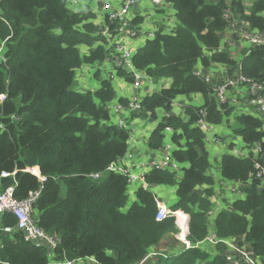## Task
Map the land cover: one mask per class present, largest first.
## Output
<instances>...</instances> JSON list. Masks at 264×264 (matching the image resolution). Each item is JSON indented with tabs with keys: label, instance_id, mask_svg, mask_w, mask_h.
Instances as JSON below:
<instances>
[{
	"label": "trees",
	"instance_id": "1",
	"mask_svg": "<svg viewBox=\"0 0 264 264\" xmlns=\"http://www.w3.org/2000/svg\"><path fill=\"white\" fill-rule=\"evenodd\" d=\"M164 1L174 10V30L155 32L133 51L131 60L154 84L163 79L170 84L143 96L133 117L155 119L157 111L164 112L148 138V148H161L163 131L170 127L172 157L182 165V175L149 170L144 175L148 188L139 186L127 206L126 176L106 170L128 149V132L110 121L107 109L115 98L111 80L102 79L92 91L73 89L75 70L101 65L109 53L105 37L93 22L94 12L89 7L72 11L69 0H0V42L4 44L0 191L12 185L14 198L22 200L41 188L32 219L59 240L54 257L58 262L91 256L98 264H229L222 243L214 248V255L199 247H183L171 254L179 243L173 237L178 228L174 217L155 219L157 205L149 187L174 186L177 199L170 209L188 215L186 240L195 245L206 238L212 189L198 193L196 188L211 186L214 179L209 175L206 134L197 121L204 111L207 122L219 125L233 107L219 104L212 85L193 72L198 65L206 70L220 64L231 75L240 66L247 78L264 80V45L242 50L238 61L230 51L220 50L221 35L228 27L224 11L229 9L249 30L264 32V0H252L248 9L243 0ZM139 20L135 17L133 24ZM81 46L87 51L81 52ZM116 73L133 81L132 74L123 69ZM190 94H200L203 103L183 106V117L172 114L175 99ZM119 102L126 103L124 99ZM233 118V130L242 141L247 145L260 142L264 150V120L240 111ZM259 161L264 166V157ZM254 165L252 155L237 158L225 153L219 173L223 179L246 182ZM32 167L45 180L32 174ZM3 172L9 175L2 177ZM244 193L217 213L214 231L219 238L243 236L264 264V183L253 178ZM6 226H16L10 212L0 215V227ZM152 248L155 251L150 252ZM48 263L46 247H35L19 230L0 229V264Z\"/></svg>",
	"mask_w": 264,
	"mask_h": 264
},
{
	"label": "built area",
	"instance_id": "2",
	"mask_svg": "<svg viewBox=\"0 0 264 264\" xmlns=\"http://www.w3.org/2000/svg\"><path fill=\"white\" fill-rule=\"evenodd\" d=\"M102 1V4L97 8V15L101 17L102 21L95 25H97L99 33L105 37L106 46L109 51L103 63L111 64L113 66V74L111 77L117 76L116 72L118 68L127 71L133 76L132 82L135 93L128 99V103L124 106L120 104L107 105V109L111 116L110 121L114 125H117L128 132L129 144L134 140L135 131L132 126L133 122L132 120H129L128 117H130L134 112L140 110L141 100L143 97L138 93V90L144 82L151 90L154 88L155 84L147 76V74H145V72L137 70L133 66L131 60L134 50L130 47L128 40L137 38L140 32V30L137 29V26L135 24L133 25L134 19L131 20V9L139 2V0H118L116 2L114 0ZM150 2L156 8L171 7L170 4L164 0H150ZM223 16L228 22V27L226 28L225 33L230 35L235 33L237 39L240 42L246 43L248 48L256 45H264V32L249 30L248 25L244 21L239 20L238 17L233 16L229 9L224 11ZM112 23H115V25L111 28L110 25ZM173 30L174 29L169 31V33ZM153 35L154 34L152 33L148 34V38H152ZM2 60H4L3 57ZM193 73L198 77H202L206 82L212 85L214 96L219 104H227L234 107L238 103H242L243 110H240V112L250 113L254 116H259V118L264 120V80L257 81L247 78L241 73L240 66L234 70L231 75L229 74L222 78L206 73L201 65H198ZM174 105L175 101L173 102V106ZM205 116L206 113L201 111V118L197 121V126L206 134L207 142L215 125L207 122ZM172 132L173 130L170 127H165L163 131L164 138L167 134H172ZM168 139H166L161 148L155 149L157 156H154L148 164V171L151 169L169 170L176 173L178 176L181 174L182 165L176 162L172 157L174 145L171 139ZM212 139L215 141V138ZM227 153L237 158H248L252 155L253 160L255 161L254 172L248 175L246 182L226 180L221 176L217 181L218 186L233 194L235 199L243 198L245 196L244 189L253 178L259 179L260 185L264 183V166L259 161L261 157H264V150L262 149L261 143L256 142L252 145L244 143L242 146H236L233 144L231 148L227 149ZM134 167V155L127 150L122 157L112 162L106 170L126 176L127 192L129 185H131L130 190L133 187L138 188L139 186L148 188V185L144 180V175L148 171L143 173L136 172ZM29 171L32 174L37 175L41 181L45 180V178L40 175L37 167L29 168ZM8 175L9 174L5 172L1 174L2 177H6ZM89 176L97 178L98 174H90ZM40 191L41 188L31 191L29 195L22 200L14 198L12 185L0 191V215L4 212H10L16 219V226L14 228L6 226L0 227V229L7 233H11L13 229L19 230L22 232L24 240L30 242L35 247H46L47 255L49 257L48 264H98L96 259L91 256L78 258L73 261L63 259L58 262L54 260L55 249L59 244V240L42 230L32 219V213L34 211L33 204ZM155 200L157 205L155 214L156 220L174 217V223L180 230L179 236L181 235L182 230L179 220L186 222V233L184 238H177L183 242L185 245L184 248L199 247L214 255L216 252L214 248L218 243H222L225 246L223 254L229 264H261L258 257L254 254L243 236H233L227 238H219L216 236L214 231V219L217 213L221 209L225 208L222 205L217 202L212 204L211 208L206 212L209 222L208 235L203 241L192 245L186 240L188 232V215L182 212L187 216L184 219H180L177 215L179 211H172L169 206L160 202L156 197ZM238 239H242L243 244L240 243ZM203 244H207L209 248H211V251H208L207 248L203 247Z\"/></svg>",
	"mask_w": 264,
	"mask_h": 264
},
{
	"label": "crops",
	"instance_id": "3",
	"mask_svg": "<svg viewBox=\"0 0 264 264\" xmlns=\"http://www.w3.org/2000/svg\"><path fill=\"white\" fill-rule=\"evenodd\" d=\"M98 1L99 0H69V5L73 8L72 11H80L84 10L85 8L89 7L95 14V19L93 20L94 24L100 23L102 21L101 17L97 15V8H98ZM115 2L118 0H114ZM89 2H93L94 4L90 6ZM252 0H243L244 6L248 9ZM157 9V8H156ZM150 2V0H139L136 6L133 8V12L136 13V17L140 18L139 22L136 24L137 29L140 30L139 35L135 39H129L128 43L132 50H136L137 48L144 45L146 40L148 39V34H154L158 30H162L164 32H169L174 29L176 20L174 16V10L170 8H166L165 10H157ZM159 10V9H158ZM264 17V12L262 13ZM226 30L221 35V43L224 40L232 42L230 45V53L232 54L233 58L238 61L241 58L242 50L247 49V44L244 42H240L237 39L235 33L228 34L225 33ZM230 44V43H229ZM86 48L83 53L86 52ZM107 71L109 64L102 65ZM99 68V67H98ZM110 68V67H109ZM212 69V75H216L220 78L229 75L227 70L221 65H212L210 67ZM77 82L79 92H83V90H95L100 87V82L93 80L92 77L96 78L100 73L99 70L95 69L93 76L86 75L88 72V68L86 66H82L77 68ZM75 70V71H76ZM205 70V69H204ZM98 72V73H97ZM110 72V71H108ZM206 72V70H205ZM97 73V75H96ZM115 73V72H114ZM104 72L102 71L100 76L103 77ZM113 74V72H112ZM117 76H114V78ZM113 78V79H114ZM97 79V78H96ZM102 80V79H100ZM113 88L116 92V97L120 98L122 96H126L131 92V86L123 80H114L111 82ZM130 84V83H129ZM170 84L169 79H163L155 84L154 88L151 90L149 86L144 82L139 88L138 93L142 96L152 93V91L159 89L161 87L168 86ZM203 103V99L200 94H190V95H182L175 99V105L173 106L171 113L175 115L184 116L183 113V106L187 105H200ZM243 110L242 103H238L236 106L233 107V111L230 115H226L223 122L219 125L214 126V130L212 131L211 135H216L218 139L213 141V136H209V139L206 142V148L209 154V160L211 162V167L219 168V162L223 154L227 153V144L233 143L236 146H242L244 142L242 141L241 137L238 136L235 131L233 130L234 124V113ZM164 115L162 110L157 111L156 118L153 119L151 117H133L128 118L133 122V129H135L134 140L128 144V149L134 155V169L138 172H146L148 171V164L151 162L154 156H157L156 150H150L148 148V138L159 122V119ZM254 116V115H253ZM259 117V116H258ZM172 134H167L163 140V144L166 139H171ZM168 139V140H169ZM210 167V168H211ZM182 173L180 174V176ZM220 177L219 171L216 169L213 174L214 179V189L219 190L218 186V179ZM137 187H133L131 190L133 191L131 195H133V200L135 199L134 193ZM150 190L154 193L155 197L162 203L166 204L167 206H171L176 202V194H175V187L174 186H164V185H152L149 187ZM221 189V188H220ZM225 194V199L229 198L230 206L231 202L235 200V196L228 192L227 190H221ZM180 211V210H178ZM155 251V248L150 250Z\"/></svg>",
	"mask_w": 264,
	"mask_h": 264
},
{
	"label": "rangeland",
	"instance_id": "4",
	"mask_svg": "<svg viewBox=\"0 0 264 264\" xmlns=\"http://www.w3.org/2000/svg\"><path fill=\"white\" fill-rule=\"evenodd\" d=\"M89 4H90V6H92L94 3L93 2H89ZM136 6V4L133 6V8ZM69 8L71 9V10H73V8L69 5ZM133 8L131 9V20L132 19H134L137 15H135L136 13H134L133 12ZM167 8V7H166ZM166 8H161V7H157V9H156V7H155V9L157 10V12L158 11H160V10H165ZM159 9V10H158ZM134 25V24H133ZM230 43V44H229ZM232 44V42H229V41H227V40H224L222 43H221V45H220V50H223V51H229L230 50V45ZM3 48H4V44L3 43H1L0 42V61L2 62L3 60H2V57H3ZM80 50H81V52L82 51H84L85 50V47L84 46H81L80 47ZM107 63H111V62H107ZM104 64H106V63H102L101 65L99 64V63H95V64H91V65H84V66H86L87 68H88V72H87V74L86 75H89V76H93V74H94V71H95V69L97 70V68H98V70H99V74H98V76H96V78H94V77H92L93 78V80H95V81H98V83L99 82H101V80L100 79H110L111 80V82H113L114 80H123V81H126L124 78H122V77H120V76H118L117 75V77H111V75H112V72H113V66L111 65V64H109V67L107 68V71H105L104 69V67L102 66V65H104ZM214 65H220V64H214ZM222 66V65H221ZM77 71L78 70H76L75 71V80H74V85H73V89L74 90H76V91H78L79 90V88H78V82H77V79H76V76H77ZM104 72V74H103V77L102 76H100V74H101V72ZM108 71H110V72H108ZM212 69L211 68H209V69H206V73H208V74H211L212 72ZM116 74V73H115ZM114 78V79H113ZM126 83H128V85H130L131 86V92H129V94H126V96H122V97H120V98H117L116 97V92H115V89H114V92H115V98L113 99V100H111L108 104H113V105H117V104H120V105H123L124 103H122V102H119V101H121V99H124V101H126V103H125V105L128 103V99L135 93V90H134V88H133V82H128V81H126ZM130 83V84H129ZM112 84V83H111ZM113 86V85H112ZM155 86V85H154ZM85 91H88V90H83V92H85ZM79 92V91H78ZM179 97V96H178ZM177 97V98H178ZM181 97V96H180ZM176 98V99H177ZM3 99V97H0V100H2ZM124 106V105H123ZM133 117V114L130 116V117H128V118H132ZM113 119V118H112ZM127 119V118H126ZM136 129V128H135ZM135 129H134V131H135ZM212 134V133H211ZM211 136H213L214 138H215V140H217L218 138H217V136L215 135H211ZM218 141H219V139H218ZM237 145V144H236ZM185 166V165H184ZM218 170V167L217 168H213V167H211L210 169H209V175L210 176H213V174H214V172H215V170ZM136 171V170H135ZM136 172H138V171H136ZM130 188H131V185H129L128 186V202H127V206L128 205H130L131 203H132V201H133V195H131L132 194V190H130ZM205 188H210V189H212V194L209 196V200L211 201V206H212V204H214V203H218V204H220V205H222L223 207H225V208H228V207H230V206H228L229 205V203H230V200L231 199H229V198H227V199H225V194H224V192L223 191H221L222 190V188L221 187H219V190L220 191H218V190H215L214 189V184L213 185H211V186H207V185H201V186H199V187H197L196 188V191L198 192V193H201ZM221 188V189H220ZM208 224H209V222H208ZM179 234H180V230L178 229V231H177V233L176 234H174L173 235V237L176 239V240H178L179 241V243L176 245V248H175V250L171 253V254H173V255H176V254H178L179 252H181V250H182V248L185 246L184 244H183V242H181L179 239H177L178 237L181 239V238H184V236L182 237L181 235L179 236ZM239 240V242L240 243H242L243 244V241H242V239H238ZM203 247H205V248H207L208 249V251H211V248H209V246L207 245V244H203Z\"/></svg>",
	"mask_w": 264,
	"mask_h": 264
},
{
	"label": "bare ground",
	"instance_id": "5",
	"mask_svg": "<svg viewBox=\"0 0 264 264\" xmlns=\"http://www.w3.org/2000/svg\"><path fill=\"white\" fill-rule=\"evenodd\" d=\"M177 215L180 219H184L187 216V215H184V213H182L180 211L177 213ZM179 222H180V225L182 226L181 236L183 237L186 233V229H185L186 228V222H183L182 220H179Z\"/></svg>",
	"mask_w": 264,
	"mask_h": 264
}]
</instances>
